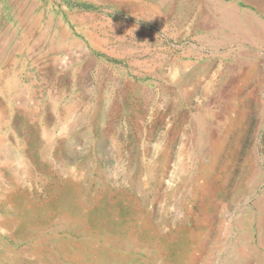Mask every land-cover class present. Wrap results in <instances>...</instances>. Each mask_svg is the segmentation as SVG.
I'll use <instances>...</instances> for the list:
<instances>
[{
  "label": "rangeland",
  "instance_id": "374dc122",
  "mask_svg": "<svg viewBox=\"0 0 264 264\" xmlns=\"http://www.w3.org/2000/svg\"><path fill=\"white\" fill-rule=\"evenodd\" d=\"M3 47L0 264H264V0H28Z\"/></svg>",
  "mask_w": 264,
  "mask_h": 264
},
{
  "label": "crops",
  "instance_id": "0c3cea01",
  "mask_svg": "<svg viewBox=\"0 0 264 264\" xmlns=\"http://www.w3.org/2000/svg\"><path fill=\"white\" fill-rule=\"evenodd\" d=\"M9 12L14 21L18 19L19 26L22 29L14 26V24H7L0 34V46L7 49V60L14 64H18L17 55L28 54V0H8ZM0 8L2 4L0 3ZM0 16L1 10H0ZM1 19V18H0ZM145 51V49H144Z\"/></svg>",
  "mask_w": 264,
  "mask_h": 264
},
{
  "label": "bare ground",
  "instance_id": "6f19581e",
  "mask_svg": "<svg viewBox=\"0 0 264 264\" xmlns=\"http://www.w3.org/2000/svg\"><path fill=\"white\" fill-rule=\"evenodd\" d=\"M7 83H8V81H7ZM2 202V201H1Z\"/></svg>",
  "mask_w": 264,
  "mask_h": 264
}]
</instances>
